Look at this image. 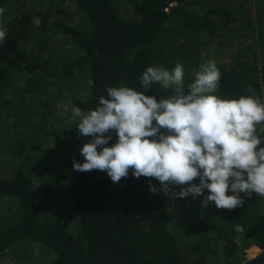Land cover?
<instances>
[{"label": "trees", "instance_id": "1", "mask_svg": "<svg viewBox=\"0 0 264 264\" xmlns=\"http://www.w3.org/2000/svg\"><path fill=\"white\" fill-rule=\"evenodd\" d=\"M65 1L85 18L80 27L51 0H0L8 29L0 45V262L10 255L33 264H264V197L218 209L203 197L153 194L148 182H159L131 170L116 183L100 170L76 171L73 159L83 162L79 149L90 137L76 148L67 134L76 124L67 112L59 121L64 104L87 112L108 87L145 91L147 67L177 63L188 85L214 61L216 95L264 101V17L241 0ZM232 37L240 48L230 50ZM145 94L168 93L153 84ZM114 142L113 134L107 146ZM251 245L261 252L246 260Z\"/></svg>", "mask_w": 264, "mask_h": 264}, {"label": "clouds", "instance_id": "2", "mask_svg": "<svg viewBox=\"0 0 264 264\" xmlns=\"http://www.w3.org/2000/svg\"><path fill=\"white\" fill-rule=\"evenodd\" d=\"M4 13L0 7V17ZM32 23L38 29L42 21L33 17ZM7 35L0 21V45ZM184 77L181 63L149 66L140 77L145 91L108 87L94 109L73 106L79 136L90 137L79 149L83 162L73 159V169L103 171L114 183L131 170L136 179L159 182H148L153 194L162 192L169 201L203 197L202 205L218 209L241 207L253 194L264 197V101L252 94L216 95L221 72L214 61L202 64L192 83ZM153 84L168 94L146 95ZM113 134L115 142L107 146ZM255 246L245 249L257 255L258 246L250 251Z\"/></svg>", "mask_w": 264, "mask_h": 264}, {"label": "rangeland", "instance_id": "3", "mask_svg": "<svg viewBox=\"0 0 264 264\" xmlns=\"http://www.w3.org/2000/svg\"><path fill=\"white\" fill-rule=\"evenodd\" d=\"M31 1H34V2L36 1L37 3L41 2V0H31ZM217 1H220V0H217ZM235 1H239V0H235ZM241 1H244V2H247V3L251 4V9L249 10V13L253 17H255V18L256 17H264V0H241ZM258 1H260V2L257 3ZM124 2H127V0H124ZM231 3H232L233 6H235L237 4L236 2H232V1H231ZM20 5H22V1H20L19 4H15L14 6L12 4L9 5V6L10 7H15V9H16V6H20ZM51 5H52V7H55V8L59 7L61 9H63L64 11H66L68 13H71V18H72L71 19V24L72 25L80 27L85 22V18L83 16H80L81 13L76 12L74 10V8L68 2H66L65 0H51ZM233 6H232V8H233ZM59 16H60V14H59ZM240 16H242L241 18L244 17L243 14H241ZM129 17H130V14L127 13L126 18H129ZM233 34H235V33H231V35H233ZM227 41L231 44L230 50H236V49L241 47V38L239 40V38L235 39V38L232 37V38H229ZM246 43H247V41H244V45ZM259 60H261V62H259L260 66H261L260 73H264V68L262 66V63L264 62V57H260ZM75 84H76V86L74 88L70 89V90H72V92L73 91H78L77 88H76L77 87V83L75 82ZM67 93L68 94L71 93V91H68V88H67ZM263 98H264V95H263ZM53 112H54L55 117L57 118L56 113H55L56 110H53ZM65 112L68 113L67 118L70 117V120L73 121L72 116H71L72 108L68 104H64L62 110L61 109L59 110V113L62 114V116H60L59 121H61V123L66 121ZM67 134L69 136V139H73V138H77L78 139V144L77 145L75 144L76 148H78L79 145L81 144V142L84 140L83 136H79V133H78L77 130L73 131L72 134H70V133H67ZM72 135H75V136H72ZM76 148H74V150H72L73 153L77 152ZM263 211H264V209H263ZM20 249H21V247H20ZM258 249L259 248L257 246H255V247H252L250 249V251L256 252ZM19 254L20 253H16V254H13V255H19ZM245 254L247 255L245 257H248V258L256 256L254 253L249 252L248 249H245ZM11 257L12 256L9 255L8 257L4 258V260L1 261L0 264H33V260L32 259H28L27 257H25L24 260L23 259L19 260L18 258H16V260H14Z\"/></svg>", "mask_w": 264, "mask_h": 264}, {"label": "flooded vegetation", "instance_id": "4", "mask_svg": "<svg viewBox=\"0 0 264 264\" xmlns=\"http://www.w3.org/2000/svg\"><path fill=\"white\" fill-rule=\"evenodd\" d=\"M250 258H251V257H250ZM250 258L247 257V259H250Z\"/></svg>", "mask_w": 264, "mask_h": 264}]
</instances>
